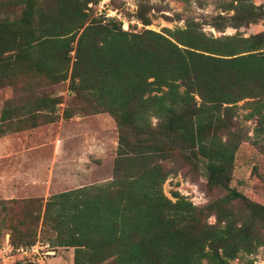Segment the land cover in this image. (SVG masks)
I'll return each mask as SVG.
<instances>
[{"label":"trees","instance_id":"1","mask_svg":"<svg viewBox=\"0 0 264 264\" xmlns=\"http://www.w3.org/2000/svg\"><path fill=\"white\" fill-rule=\"evenodd\" d=\"M9 1L21 12L0 23V80L16 87L19 79H68L80 102L58 115L61 98L34 96L13 129L101 112L117 129L110 179L46 200L0 201L12 250L48 229V245L73 248V264H230L239 253L264 252V204L229 185L242 141L237 104L254 106L247 117L264 104V31L215 37L194 19L166 33L124 30L96 16L93 0ZM225 9L233 13L209 24L239 28L264 18V6L251 0ZM137 16L150 23L141 10ZM11 114L3 110L0 120ZM175 154L201 157L208 187L226 193L203 206L176 192L167 197L162 185L176 169L165 161Z\"/></svg>","mask_w":264,"mask_h":264},{"label":"rangeland","instance_id":"2","mask_svg":"<svg viewBox=\"0 0 264 264\" xmlns=\"http://www.w3.org/2000/svg\"><path fill=\"white\" fill-rule=\"evenodd\" d=\"M230 1L93 0L90 5L96 16L120 22L124 30L149 28L166 33L167 29L184 28L186 20L194 19L202 24L206 34L215 37L236 33L249 36L264 31V18L239 28L227 26L217 29L209 24L219 14L228 16L233 13L225 9ZM251 1L256 6H264V0ZM11 3L9 0H0V23L10 14L20 15L19 6H11ZM139 10L149 17V24H143L138 18ZM68 82L67 79L53 84L48 77H37L30 81L29 85L25 79H19L15 87L8 85L6 78L0 80V119L2 111L11 108L13 118L4 120L3 124L13 128L15 124L20 126L18 119L25 116L26 101L41 94L61 98L60 103L56 105L57 114L61 115L66 106L74 107L80 104L73 99L74 95L68 89ZM252 110L254 106L249 105L246 100L238 102L235 109L234 129L242 132V141L234 155L229 185L252 201L264 204V104L251 117H247ZM37 127L42 128L41 134H50L59 145V157L53 163H57L59 179L64 181L66 187L98 184L111 178L112 162L117 146V129L114 119L108 113L77 114L70 119L60 117L52 123H43ZM49 164L50 160L47 158L43 166H38L37 169L42 167L46 170L51 167ZM165 165L176 169V172L167 176L162 185L164 194L172 200H175L176 192L193 205L203 206L226 193L223 189L208 187L207 172L201 157L189 160L184 155L175 154L168 162L165 161ZM208 222L215 223V216H210ZM7 232L8 230L0 222V247L5 246ZM54 234L48 229H45L43 234H39L36 243L25 248L30 250V253L24 255V260H37L36 258L41 257L47 264H52V260H48L46 256L50 257L59 252L65 260L70 254L66 251L70 248L57 249L48 245L47 240L52 239ZM32 247L36 249L31 251ZM52 249H57L58 252L44 255L46 250ZM31 264L39 263L34 261ZM230 264H264V252L259 248L252 254L239 253Z\"/></svg>","mask_w":264,"mask_h":264},{"label":"crops","instance_id":"3","mask_svg":"<svg viewBox=\"0 0 264 264\" xmlns=\"http://www.w3.org/2000/svg\"><path fill=\"white\" fill-rule=\"evenodd\" d=\"M3 122L0 121V201L33 197L46 200L53 194L85 186L80 184L66 187L64 181L59 179L57 163H53L59 157V145L50 134H41V127L15 131L12 126L4 125ZM47 158L51 167L46 170L41 167L38 170L37 167L43 166ZM6 235L5 246L0 247V263L31 264L35 261L47 264L41 257L36 258L37 260H24V255H28L30 250L18 249L13 252L8 243V234ZM68 248L70 250L66 252L70 254L65 260L60 252L46 258L52 260V264H73V248ZM35 249L36 247H32L31 251ZM57 249L46 250L44 255L58 252Z\"/></svg>","mask_w":264,"mask_h":264}]
</instances>
